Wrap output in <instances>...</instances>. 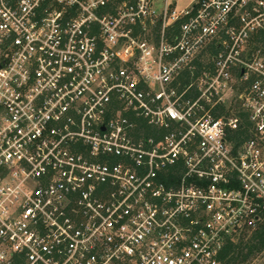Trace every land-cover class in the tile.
<instances>
[{"label": "built area", "instance_id": "1", "mask_svg": "<svg viewBox=\"0 0 264 264\" xmlns=\"http://www.w3.org/2000/svg\"><path fill=\"white\" fill-rule=\"evenodd\" d=\"M179 1L0 0V264H226L262 223L264 0Z\"/></svg>", "mask_w": 264, "mask_h": 264}, {"label": "trees", "instance_id": "2", "mask_svg": "<svg viewBox=\"0 0 264 264\" xmlns=\"http://www.w3.org/2000/svg\"><path fill=\"white\" fill-rule=\"evenodd\" d=\"M185 21L186 18L178 21L174 26L176 30H179V27ZM157 30L158 29H155V31ZM257 49H261V54L264 55V36H261L254 41V46L251 50L255 51ZM215 53L216 52L214 50H210V56L214 55ZM207 58L208 57H206V59ZM210 58L211 57H209L208 59ZM206 59L204 58V60ZM203 63L204 61L201 59L196 60L197 73H199L201 67L203 66ZM238 78H241V72L238 73ZM182 80L183 85L188 83L190 81V75L187 73ZM234 104H231L229 106L221 105L214 111V114L219 117L223 114H230V112L233 111L234 114L243 119V123L241 124L239 130L233 132L231 139L236 143V145H240L241 143H243L244 140H246L250 136L248 132L250 124L247 120V113L241 110L238 104ZM262 253H264V219L254 232L243 235L236 241H228L225 249L221 254V258L225 261L226 264H242L244 262L252 260L253 258Z\"/></svg>", "mask_w": 264, "mask_h": 264}, {"label": "rangeland", "instance_id": "3", "mask_svg": "<svg viewBox=\"0 0 264 264\" xmlns=\"http://www.w3.org/2000/svg\"><path fill=\"white\" fill-rule=\"evenodd\" d=\"M163 3V1L162 2H160L159 3V5L160 4H162ZM189 3H190V0H180L179 1V3H178V8L181 10V9H184L185 7H187L188 5H189ZM255 41V40H254ZM254 41L253 42H251V48L254 46ZM250 50V46H249V48H247V52ZM207 60V59H206ZM259 61L261 62V63H264V55H262L261 54V57L259 56ZM228 104L230 105V102H228ZM242 264H264V253H262V254H260V255H258V256H256L255 258H253L252 260H249V261H247V262H244V263H242Z\"/></svg>", "mask_w": 264, "mask_h": 264}]
</instances>
